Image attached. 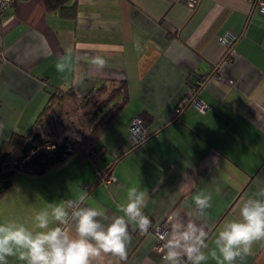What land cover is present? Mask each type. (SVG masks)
<instances>
[{"label":"crops","instance_id":"obj_1","mask_svg":"<svg viewBox=\"0 0 264 264\" xmlns=\"http://www.w3.org/2000/svg\"><path fill=\"white\" fill-rule=\"evenodd\" d=\"M228 31L240 33L229 51L219 42ZM69 52L72 69L58 73ZM106 80H125L128 100L93 145L95 158L79 150L43 174L19 172L0 197V222L32 228L47 203L87 193L81 206L102 207L106 226L139 184L151 226L130 225L126 259L94 264H163L153 249L158 225L164 248L178 225L194 223L209 252L244 202L264 200V13L254 0H15L0 18V143L28 131L52 91L72 87L79 99ZM142 112L150 120L136 142L130 124ZM108 167L109 179L94 182ZM202 190L213 197L203 214L192 199ZM63 227L75 233L74 223ZM236 264H264V240Z\"/></svg>","mask_w":264,"mask_h":264},{"label":"clouds","instance_id":"obj_2","mask_svg":"<svg viewBox=\"0 0 264 264\" xmlns=\"http://www.w3.org/2000/svg\"><path fill=\"white\" fill-rule=\"evenodd\" d=\"M99 69L106 62L101 58L92 60ZM58 73L72 69V53H66L56 62ZM260 195H264V190ZM150 199L149 193L139 184L127 189L125 203L117 215L106 226L98 218L105 215L100 206H81L88 200L87 193L74 199L47 203L34 215V225L28 228L15 222H0V264H8L9 257H15L24 264H94L110 254L126 259L131 242L130 225L141 232L151 226V220L144 214ZM195 206L203 214L212 206V194L199 191L193 196ZM241 219L232 220L216 235L214 247L208 248L207 233L194 223L177 226V234L168 239L163 251V264H204L209 258L216 264H236L238 259L251 253L254 242L264 240V200L250 198L239 210ZM74 223L75 233L66 230L65 225Z\"/></svg>","mask_w":264,"mask_h":264},{"label":"trees","instance_id":"obj_3","mask_svg":"<svg viewBox=\"0 0 264 264\" xmlns=\"http://www.w3.org/2000/svg\"><path fill=\"white\" fill-rule=\"evenodd\" d=\"M58 1L47 0V5L53 7ZM127 100L128 89L125 80L103 81L79 99L72 87L52 91L28 131H14L0 143V197L12 186L19 172L43 174L65 162L72 153L79 150L93 160L95 158L92 155L93 145L98 142ZM58 103H68L76 107L80 118V130L77 135L48 141L45 140L44 124L50 118L53 107ZM138 118L142 123H147L150 114L142 112ZM103 169H98V172L103 173L104 176L108 175L110 167L105 172ZM97 181L99 177L96 172L94 182ZM187 264L190 262L188 261Z\"/></svg>","mask_w":264,"mask_h":264},{"label":"built area","instance_id":"obj_4","mask_svg":"<svg viewBox=\"0 0 264 264\" xmlns=\"http://www.w3.org/2000/svg\"><path fill=\"white\" fill-rule=\"evenodd\" d=\"M15 0H0V18L5 16L7 12L9 11L10 7L13 5ZM197 0H189V6L193 7ZM254 9L258 10L259 12L264 13V0H254ZM240 37V33L228 31L225 32L222 36L219 37V42L224 45L227 48V51H229L232 46L234 45L235 41ZM204 82L203 78H200L197 81V87H193V91L195 92L196 89ZM195 104L199 109H204L205 104L200 102V100L195 101ZM130 132L134 140L136 142L140 141L141 139L145 138L147 132L145 130V127L142 125V121L135 117L131 124H130ZM92 155L95 156V152L92 151ZM97 175L99 177V180L107 181L109 179V176L105 177L103 173L97 172ZM153 233L156 236V243L154 244V251L157 253H161L163 256V241L165 237V230L160 225L155 226L153 229Z\"/></svg>","mask_w":264,"mask_h":264},{"label":"rangeland","instance_id":"obj_5","mask_svg":"<svg viewBox=\"0 0 264 264\" xmlns=\"http://www.w3.org/2000/svg\"><path fill=\"white\" fill-rule=\"evenodd\" d=\"M79 128L80 118L76 107L68 103H58L44 124L45 140H59L65 136L77 135Z\"/></svg>","mask_w":264,"mask_h":264}]
</instances>
